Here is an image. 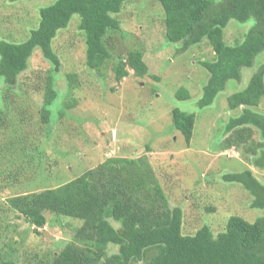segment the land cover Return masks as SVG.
Returning <instances> with one entry per match:
<instances>
[{
	"label": "rangeland",
	"instance_id": "374dc122",
	"mask_svg": "<svg viewBox=\"0 0 264 264\" xmlns=\"http://www.w3.org/2000/svg\"><path fill=\"white\" fill-rule=\"evenodd\" d=\"M54 1L0 0V40L25 41L39 24L40 8ZM118 18L122 31L106 40L113 58L98 73L86 65L79 18L74 16L69 28L58 33L53 42L61 61L55 74L58 97L49 107L47 125L41 123V109L52 67L40 51L34 52L9 98L3 97L0 84V118L5 121L0 127V264L6 259L49 263L66 243L73 242L83 224L48 213V225L37 230L9 208L8 199L57 188L113 157L149 159L169 202L184 208L185 233L192 234L207 223L216 236L226 230L231 216L254 222L264 214L250 208L252 198L241 185L221 180L223 174L250 168L264 183V171L250 165L252 156L245 148L225 151L221 147L230 116L241 113L229 109L227 98L246 88L264 65V52L252 68L242 69L240 83L229 81L213 105L201 108L209 73L199 62L213 57L206 42L177 53L178 47L166 40L158 0H133ZM252 26V21H231L225 30L226 44L242 41ZM135 50L144 52L149 74L138 77L130 70L118 82L114 66ZM181 88L189 91V100L176 97ZM174 109L196 116L190 146L173 127ZM255 110L264 113V98ZM254 137L260 142L258 134ZM115 252L108 250L109 255Z\"/></svg>",
	"mask_w": 264,
	"mask_h": 264
},
{
	"label": "trees",
	"instance_id": "16d2710c",
	"mask_svg": "<svg viewBox=\"0 0 264 264\" xmlns=\"http://www.w3.org/2000/svg\"><path fill=\"white\" fill-rule=\"evenodd\" d=\"M18 2L23 0H10ZM133 0H55L39 10V24L23 42L0 40V84L9 98L20 75L28 70L35 51L50 63L41 109V123L50 122L49 107L58 97L56 73L61 61L53 42L67 30L74 16L86 45V65L100 72L110 60L106 40L122 31L118 18ZM165 16V37L184 53L206 42L211 59L200 60L209 73L199 101L201 108L213 105L229 81H242V69L252 68L264 52V0H158ZM231 21L253 22L244 39L234 45L225 42ZM120 60V59H119ZM124 63L113 70L118 82L133 71L138 77L149 74L144 52L129 51ZM128 67V68H126ZM176 97L189 100L181 88ZM264 98V65L252 75L245 89L227 98L230 116L222 136V150L245 148L249 163L264 171V113L257 112ZM1 116V114H0ZM0 118V127L5 122ZM173 127L190 146L196 116L179 109L172 111ZM258 134L260 142L255 140ZM146 149H150L147 147ZM222 182L239 184L251 196V209L264 210V183L250 168L222 175ZM9 208L38 229L48 225L47 214L81 220L73 242L66 243L51 262L38 264H133L149 258L150 264H264V214L250 222L231 216L225 231L214 235L203 223L192 234L184 232V208L173 205L146 156L113 157L57 188L11 197ZM35 230V231H37ZM110 248L116 252L109 255ZM1 264H19L6 259Z\"/></svg>",
	"mask_w": 264,
	"mask_h": 264
}]
</instances>
